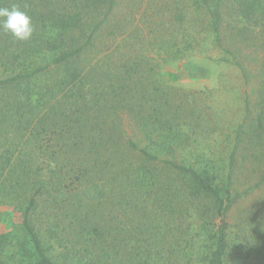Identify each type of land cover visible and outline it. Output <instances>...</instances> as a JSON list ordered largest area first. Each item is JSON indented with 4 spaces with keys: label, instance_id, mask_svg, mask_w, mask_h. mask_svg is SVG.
<instances>
[{
    "label": "trees",
    "instance_id": "trees-1",
    "mask_svg": "<svg viewBox=\"0 0 264 264\" xmlns=\"http://www.w3.org/2000/svg\"><path fill=\"white\" fill-rule=\"evenodd\" d=\"M224 1L194 0L196 11L211 16L198 34L214 35L219 48L233 55L222 44ZM260 1H244L242 14H253ZM145 2L127 0L115 22L118 0H0V7L27 12L35 27L28 41L0 30V66L6 68L0 79V139L12 123L20 133L0 152V194L20 207L19 264H57L50 253L58 244L72 264H157L165 257L160 238L174 235L183 242L179 220L194 215L204 239L191 251L183 242L189 264H227L234 254L237 264H264V208L250 212L247 221H235L240 201L264 184V71L256 75L254 108L246 102L245 119L233 132L221 183L210 172L215 170L186 161L191 158L180 164L153 155L151 150L161 147L155 137L169 138L163 147L173 156L175 146L188 142L182 131L204 118L203 102L196 98L203 93L166 84L162 66L196 54H185L192 47L166 42L172 33L170 5L158 13L163 29L143 35L138 16ZM184 2L172 0L174 7ZM150 9L145 24L156 18ZM180 15L182 24L185 13ZM129 28L133 32L125 38ZM118 31L124 39L117 47ZM158 34L166 40L154 56ZM169 77L178 79L176 72ZM110 206L145 213L133 240L144 236L150 248L128 251L119 231L123 222L114 226L103 211ZM246 222L253 230L245 231L250 238H241L240 246ZM233 230L238 232L232 241ZM2 239L0 247L8 237ZM2 253L0 248V264H6Z\"/></svg>",
    "mask_w": 264,
    "mask_h": 264
},
{
    "label": "rangeland",
    "instance_id": "rangeland-1",
    "mask_svg": "<svg viewBox=\"0 0 264 264\" xmlns=\"http://www.w3.org/2000/svg\"><path fill=\"white\" fill-rule=\"evenodd\" d=\"M126 1L118 0L115 10V22H118L119 18L122 17V13L126 11ZM244 1L247 0H225L222 4V44L233 55L227 54L223 49L219 48V45L214 42V35L205 38L203 35L200 36L198 34L199 26L204 22L209 23L211 16L207 11H196L194 0H185V7L178 3L174 7L172 0H146L144 8H141L138 16V19L143 24V35L146 37L147 35H151V32L163 29L164 20L160 17L157 19L161 7L170 5L174 9L172 15V33L166 38L167 40L161 34H158L154 38L152 46L154 48L153 54L154 56H158V52L162 51V42L165 40L172 43V45L176 44L177 47L179 45L178 48L182 50L192 47L193 52L186 51L185 54H196L195 57H192L193 59L170 61L162 66L160 74L166 80H169L166 84L170 86L203 93L198 94L196 98H199L203 102L201 112H203L204 118L196 122L188 132L182 131L184 136L188 134V142L185 144L181 142L178 146H175L176 155L173 156L169 148L163 147L169 138L167 136L155 137L162 148L159 146L152 149L151 153L161 159L175 160L180 164L185 158H191V160L186 161L194 160L202 168L215 170L210 172L218 176V183H221L224 179L223 176L226 175L234 136L233 132L245 119L246 102H251V108L252 106L254 108L253 103L256 100L257 90L256 75L260 71H264V0L258 3L257 11L247 16L241 12ZM148 8H151L150 10L156 13V18L154 21H148L145 24V9ZM182 12L185 15L181 24L180 13ZM131 32H133V28L126 30L125 38H130ZM120 34L121 32L118 31L117 36L119 39L116 42L117 47L120 45V41L124 39ZM132 36L134 37L135 35ZM197 44L198 47H196ZM44 54L47 53H42L41 55ZM226 58H229L231 61H222L226 60ZM233 61L240 67L232 63ZM191 64H194L201 71L203 75L201 80L190 82L188 70L190 66L192 67ZM170 72H177L179 74L183 72L185 75L184 78L181 77L176 81H170ZM5 74V66H0V79L6 77ZM12 134L20 135L13 127V123L12 127H7V130L4 132L5 137L0 139V152L9 149L12 143H16L17 139L16 141L13 140ZM19 149L20 146L17 150ZM31 155L29 154V156ZM15 157L17 161L18 156L16 155ZM173 208H176V206L173 205ZM259 208L261 210L264 208V184L252 196H248L240 201L239 207L235 212V221L239 222L236 219L239 217L243 221H247L249 213H254ZM19 209L18 204L7 203L5 198L0 194V241L3 240L2 237H8V241L0 248L3 252L2 260L6 264H19L21 261V258L17 255L18 247L16 248L17 239L23 235L20 224L22 217ZM103 211L111 219V223L115 224L114 226H118V223L120 225L123 222L119 226V231L124 233L126 238L125 244L128 246L129 252L130 250L132 251L133 247H139V250L142 249L143 251L145 248H150V243L148 244L144 241V236L133 240V235L136 234L138 226L143 223L142 217L145 213L136 216L133 212L134 209L126 208L124 211H127L128 215L123 216L124 211H122V208L120 210L117 206H110ZM191 213L193 215V212ZM177 217L178 214L168 218L167 221L175 220ZM197 219L194 215L192 217H183L182 220H179L183 223L180 237L184 238V241L189 242L188 251L198 247L204 239L203 236L199 238L196 224ZM37 223L40 227L46 229V226L42 225V219L39 218ZM247 224L246 222L241 225L243 230L240 229V234H238L240 241L237 244L240 246L242 245L241 238H244L246 235V238H250L245 233L249 228ZM142 228L144 229L145 227ZM249 230L252 231L253 229ZM236 232L230 235L232 241L236 237ZM175 239L174 235H166L164 239L160 238L165 257L162 261L159 260L157 264H189L188 259L182 255L185 252L183 248L186 244L183 243L184 241H175ZM198 242L200 243L197 244ZM55 244L57 245V243ZM57 246L50 253L53 260L57 264H72L71 256L65 253L59 244ZM170 248H172V256L167 253V250ZM181 248L182 250L180 251ZM235 257V254L229 257L227 264H237L238 262L234 261ZM195 263L199 264L200 262L197 260Z\"/></svg>",
    "mask_w": 264,
    "mask_h": 264
},
{
    "label": "clouds",
    "instance_id": "clouds-1",
    "mask_svg": "<svg viewBox=\"0 0 264 264\" xmlns=\"http://www.w3.org/2000/svg\"><path fill=\"white\" fill-rule=\"evenodd\" d=\"M0 30L11 34L16 41H28L35 27L31 16L13 5L10 8L0 7Z\"/></svg>",
    "mask_w": 264,
    "mask_h": 264
},
{
    "label": "crops",
    "instance_id": "crops-1",
    "mask_svg": "<svg viewBox=\"0 0 264 264\" xmlns=\"http://www.w3.org/2000/svg\"><path fill=\"white\" fill-rule=\"evenodd\" d=\"M191 65H192V67L190 66V68L188 70L190 82H196V81L201 80L203 78L201 71L194 64H191ZM177 75H178V78L180 79L181 77L184 78L185 74L183 72L182 73L180 72V74L177 73ZM186 75H187V73H186Z\"/></svg>",
    "mask_w": 264,
    "mask_h": 264
}]
</instances>
